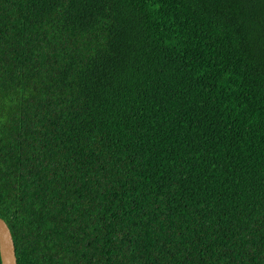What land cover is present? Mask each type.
Here are the masks:
<instances>
[{"label": "trees", "instance_id": "obj_1", "mask_svg": "<svg viewBox=\"0 0 264 264\" xmlns=\"http://www.w3.org/2000/svg\"><path fill=\"white\" fill-rule=\"evenodd\" d=\"M0 218L17 264H264V0H0Z\"/></svg>", "mask_w": 264, "mask_h": 264}, {"label": "water", "instance_id": "obj_2", "mask_svg": "<svg viewBox=\"0 0 264 264\" xmlns=\"http://www.w3.org/2000/svg\"><path fill=\"white\" fill-rule=\"evenodd\" d=\"M0 262L1 264H17L15 247L7 224L0 218Z\"/></svg>", "mask_w": 264, "mask_h": 264}]
</instances>
